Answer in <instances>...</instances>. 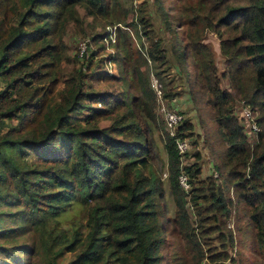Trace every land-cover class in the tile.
Segmentation results:
<instances>
[{
	"label": "trees",
	"instance_id": "1",
	"mask_svg": "<svg viewBox=\"0 0 264 264\" xmlns=\"http://www.w3.org/2000/svg\"><path fill=\"white\" fill-rule=\"evenodd\" d=\"M118 1L0 0V206L13 207L0 210V222H10L0 225V240L35 234L31 241L0 242V264L42 254L46 264H165L160 183L175 205L167 221L185 240L194 264L202 259L227 264L216 262L220 254L206 255L203 249L210 243L203 229L222 230L220 224L231 214L227 181L247 220L239 242L246 247L254 241L253 264H264V0H169L172 20H165L159 4L166 29L182 28L180 41L163 44L151 22L140 16L134 30L139 39L142 30L147 45L140 39L132 50L124 31L122 54L111 56L120 72L127 71L129 79L119 76L122 86L134 90L91 91L86 86L90 64L63 76L68 55L62 36L68 24L83 20L79 7L94 20L122 23L123 18H114ZM205 31L218 38L221 74ZM180 49L193 68L194 88L204 92L211 119L227 143L216 156L225 188L211 174L199 177L198 150L191 153L196 160L182 162L187 152L179 151L176 138L193 135L189 119L171 134L154 111L148 62L162 79L169 51L182 62ZM221 76L229 88L222 86ZM179 92L168 89L163 95ZM234 95L257 110L260 129L253 142L232 113ZM103 119L109 124H101ZM154 131L165 153L162 182ZM181 174L187 187L180 183ZM229 234L224 239L233 244ZM67 252L72 256L59 262Z\"/></svg>",
	"mask_w": 264,
	"mask_h": 264
},
{
	"label": "rangeland",
	"instance_id": "2",
	"mask_svg": "<svg viewBox=\"0 0 264 264\" xmlns=\"http://www.w3.org/2000/svg\"><path fill=\"white\" fill-rule=\"evenodd\" d=\"M164 6L166 16L165 20L173 19V12L169 10V0H119L118 7L113 8L115 17L123 18L122 23H116L112 19L108 18H97L94 20L91 16L85 14L82 7L78 8L80 18L83 19L76 26L68 24L63 33V41L66 46L67 59L62 63L61 72L63 76L73 72L80 65L85 66L87 63L90 64L89 77L86 79L87 88L91 91H107L110 94H116L121 90H134V87L130 85L122 86V77H127V71H119L117 63L111 62V56H119L122 54V42L119 35L126 31L127 45L131 46L132 50L140 44L147 45L148 39L143 34L142 30L139 29L140 39L137 37L134 30V23H137V19L140 16H144L151 22V27L154 31L155 36L162 37L163 44L170 46L171 43L177 39L180 41L182 28L174 25L170 31L166 29L164 19L162 18V11L159 10L158 5ZM121 28V29H118ZM205 39L210 42L215 51V62L218 67L219 74L222 73L223 56L221 55L218 47V38L212 31H205ZM101 35L98 40L93 42L94 36ZM174 37V39H171ZM126 39V38H125ZM180 44V43H179ZM180 51V62L176 57L169 51L168 63L164 66L166 70L162 73V79L155 74L152 63L148 62V73L150 85L155 90L154 80L162 91L172 89L174 91H180L173 97H167V105H176L180 112L183 114L184 119H189L193 125V135L185 137L188 143L187 149L184 150L187 153L183 155L182 162L189 163L195 159L191 154L195 150L199 151L201 173L200 178H204L207 175L215 176L217 183L225 188L226 183L223 180V166L222 161L217 159V152L223 150L226 141L224 142L221 135L220 127H218L211 119L210 109L204 102L205 95L199 88H194V81L192 75V66L189 61H185L182 49ZM175 63V65H173ZM184 66H180L181 64ZM126 66V65H125ZM162 66V68H164ZM94 70V73H92ZM121 74L122 77H119ZM129 79V77H127ZM160 83V85H159ZM120 84V85H119ZM221 84L223 87L229 88L227 78L221 76ZM119 85L118 88L116 86ZM154 111L162 119L157 98L155 97ZM242 100L234 95L233 103V115L237 118L238 124H241L243 130L247 132L248 126L244 124L243 115L240 112V104ZM95 106L100 107L99 103H95ZM163 121V120H162ZM109 119H103L101 124H109ZM164 123V121H163ZM164 128L166 125L164 123ZM152 141L155 144L157 150L158 160L156 163L161 182L164 180V160L165 153L162 150V142L158 137V132H151ZM249 141L252 139L247 135ZM227 144V143H226ZM12 154L18 155L17 151H11ZM217 163L221 168L214 166ZM228 186L225 188L226 194L231 199V214L227 217L226 222L220 224L222 230L206 229L204 228L205 235L209 237L210 243L203 245V249L207 254L217 253L216 262L227 263V264H253V250L256 247L254 241H250L246 247H244L239 241L244 238L245 230H247V220L244 218V214L239 213L241 207L239 206V198L236 197L235 188L233 184L227 181ZM162 188V195L159 199V204L162 206L161 221L163 223V236L166 242L165 248L162 249V253L167 256L165 264H194L192 260L185 252L187 247L185 240L179 235L177 229L173 230L174 227L168 223L167 219L174 213V202L168 192V189L164 183H160ZM190 204V203H188ZM189 217L192 224H195L197 217L194 214V208L189 205L188 207ZM13 207H6L5 205L0 206V210H9ZM9 221L3 218L0 225L9 226ZM240 228V229H239ZM198 230V229H197ZM229 230L232 232L234 237L233 244L226 241L224 238L228 237ZM35 239V234L19 236L15 239L0 240L5 244H14L24 241H31ZM227 253V257H223L222 253ZM72 256L71 253L67 252L59 259V262L64 263ZM19 264H46L45 256L42 254L38 256L21 255ZM242 260V262H239ZM200 264H209L208 259H202Z\"/></svg>",
	"mask_w": 264,
	"mask_h": 264
},
{
	"label": "built area",
	"instance_id": "3",
	"mask_svg": "<svg viewBox=\"0 0 264 264\" xmlns=\"http://www.w3.org/2000/svg\"><path fill=\"white\" fill-rule=\"evenodd\" d=\"M152 79L154 80L153 85L155 86V90H154L155 97L157 98L158 103L160 104L159 109L162 120L166 125V129L171 134H174L177 130L178 125L184 119V116L176 105H167L166 103L167 97H164L161 86L159 87L156 84L155 79L154 78ZM240 104H242L240 105V112L241 115H243L242 117L244 119V124L248 126L247 132H245L244 130L243 131L246 134V136L248 135L252 138L250 142H253L255 141L256 132L260 129L256 123L257 110L243 102H241ZM176 144L180 152H183L188 147V143L186 142L185 139L176 138ZM179 180L182 186L184 187L188 186L186 182V177L183 174L179 176Z\"/></svg>",
	"mask_w": 264,
	"mask_h": 264
}]
</instances>
